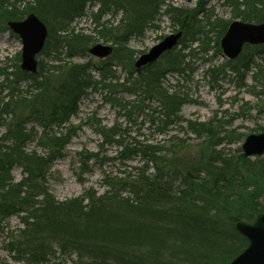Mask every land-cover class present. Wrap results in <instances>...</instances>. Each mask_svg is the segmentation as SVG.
<instances>
[{
    "label": "trees",
    "instance_id": "1",
    "mask_svg": "<svg viewBox=\"0 0 264 264\" xmlns=\"http://www.w3.org/2000/svg\"><path fill=\"white\" fill-rule=\"evenodd\" d=\"M92 2L99 4L91 14L100 27L98 34L113 43L114 52L104 60L90 57L79 63L75 58L91 56L89 48L99 42L72 27ZM197 2L194 8L167 7L166 13L178 27L175 32L183 33L179 46L138 69L137 51L128 44L156 27L165 0H0V33L10 30V21L32 13L49 32L38 57V72L27 73L18 66L0 83V95L6 93L0 98V129L4 128L0 235L6 236V249L15 263L45 264L62 256L71 264H228L247 247L234 224L264 211V156L252 159L242 152L222 153L216 148L223 139L210 124L188 122L191 131L207 136L196 152L177 137L169 150L167 145L152 143L129 150L128 156L135 151L144 164L136 168V174L107 179L102 193L89 188L81 196L58 200L48 186L49 170L64 157L75 136L76 127L69 124L89 90L111 88L112 81H117V87L127 93L143 94L146 98L140 101H156L159 110L152 122L158 123L161 133L183 121L181 109L187 95L166 87L165 75L184 73L187 54L183 51L192 54L194 43L205 51L211 32H217L220 50V39L232 22L207 8L206 0ZM225 3L233 20L264 22V0ZM119 12L123 16L116 25L101 23L104 15ZM259 53H264V45H246L239 58L228 64L238 74L243 70L244 76ZM45 58L50 64L44 63ZM113 66L126 73L122 82ZM219 71L217 67L210 72L214 77ZM10 75L15 79L10 80ZM253 78L257 80V74ZM22 83L27 89H21ZM102 133L108 136L106 129ZM32 141L45 152L29 151ZM15 167L21 168L19 180L13 175ZM12 216L20 219L22 227L11 231L6 221Z\"/></svg>",
    "mask_w": 264,
    "mask_h": 264
},
{
    "label": "rangeland",
    "instance_id": "2",
    "mask_svg": "<svg viewBox=\"0 0 264 264\" xmlns=\"http://www.w3.org/2000/svg\"><path fill=\"white\" fill-rule=\"evenodd\" d=\"M26 2L32 3L33 0ZM197 4V0H165L156 27H150L142 38H131L128 47L137 51V58L148 52L162 38L178 29L166 13L168 6L194 8ZM206 5L218 17L233 21L231 8L225 0H206ZM98 8L97 2L88 3L84 15L76 19L72 27L76 32L95 36L99 40L97 44L114 47L112 42H105L98 34L100 27L91 15ZM122 16L121 12L107 14L102 17L101 23L116 25ZM208 38L205 51L196 43L192 44V54L188 55L189 50L183 51L187 54V69L184 73L169 71L165 75L164 85L171 91L180 90L188 98L181 109L183 121L170 125L166 133H161L157 122H152L158 103L150 99L140 101L145 97L143 94H129L117 87V81H112L111 88L99 86L89 90L81 98L79 111L69 124L76 127L75 136L67 145L64 157L56 160L48 173L49 189L58 200L81 196L89 188L102 193L107 188V179L116 180L127 174H136V168L144 164L143 159L135 151L130 152L129 156L127 154L129 150H138L142 145H167L169 150L177 137L186 142L189 150L198 151L207 136L191 131L188 122L198 126L202 123L213 126L218 138L223 139L216 149L226 155L240 154L248 135L264 131V53L254 56L251 70L243 76V70L240 71L242 74H238L228 64L229 60L224 56L220 44L218 50L217 32H211ZM22 48V40L12 31L0 33V83L7 73L17 72ZM90 57H77L75 61L84 63ZM44 63L50 64V60L45 58ZM217 67L220 71L213 77L210 71ZM113 68L122 82L126 73L119 66ZM254 74H257V80L253 78ZM95 75L99 79L98 74ZM9 77L10 80L15 79V76ZM27 87L26 83H22L21 89ZM141 104L144 105L140 107ZM102 129H106L107 137ZM3 133L4 128L0 129V136ZM27 149L37 150L41 154L45 152L36 141L30 142ZM13 175L19 180L21 168L15 167ZM261 204H264V196ZM6 226L11 231L22 227L16 216L9 218ZM6 241V236L0 235V264H17L6 249ZM45 264H71V260L61 256Z\"/></svg>",
    "mask_w": 264,
    "mask_h": 264
},
{
    "label": "water",
    "instance_id": "3",
    "mask_svg": "<svg viewBox=\"0 0 264 264\" xmlns=\"http://www.w3.org/2000/svg\"><path fill=\"white\" fill-rule=\"evenodd\" d=\"M9 28L22 40L21 70L35 74L38 71V56L48 38L46 24L34 13L19 21H10ZM182 31L166 36L150 50L140 55L135 63L141 68L158 61L166 52L179 45ZM264 44V22L251 23L235 20L230 23L225 35L220 40L221 49L228 60L237 59L245 45ZM110 45L96 44L89 48V53L96 58L105 59L113 53ZM246 157L254 158L264 155V132L248 135L242 144ZM234 229L243 235L248 245L232 259L229 264H264V212H258L252 219H240Z\"/></svg>",
    "mask_w": 264,
    "mask_h": 264
},
{
    "label": "bare ground",
    "instance_id": "4",
    "mask_svg": "<svg viewBox=\"0 0 264 264\" xmlns=\"http://www.w3.org/2000/svg\"><path fill=\"white\" fill-rule=\"evenodd\" d=\"M95 12H97V10L95 11ZM92 14V13H91ZM92 19H93V17H92ZM91 55V54H90ZM92 57H94L93 55H91ZM94 58H96V57H94ZM97 59V58H96ZM38 67H39V64H38ZM20 69H21V64H20ZM38 72V71H37ZM28 73V72H27ZM32 74V73H31ZM36 74V73H35Z\"/></svg>",
    "mask_w": 264,
    "mask_h": 264
}]
</instances>
